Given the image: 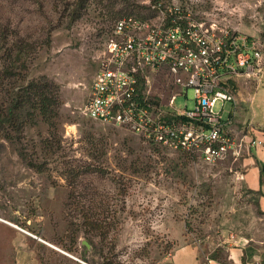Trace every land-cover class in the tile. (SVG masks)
Listing matches in <instances>:
<instances>
[{"label": "rangeland", "instance_id": "obj_1", "mask_svg": "<svg viewBox=\"0 0 264 264\" xmlns=\"http://www.w3.org/2000/svg\"><path fill=\"white\" fill-rule=\"evenodd\" d=\"M157 1L264 43V0H0L10 44L30 55L19 79L0 82V105L32 81L58 95L54 126L38 111L21 131L0 126V264H157L184 243L224 249L264 241L261 197L237 177L240 167L206 164L83 113L116 21L150 16ZM157 76L155 91L167 100L169 78ZM258 78L242 77L236 87L239 125L248 114L264 121V73ZM176 106L194 109V89ZM222 107L218 101L215 112Z\"/></svg>", "mask_w": 264, "mask_h": 264}, {"label": "built area", "instance_id": "obj_2", "mask_svg": "<svg viewBox=\"0 0 264 264\" xmlns=\"http://www.w3.org/2000/svg\"><path fill=\"white\" fill-rule=\"evenodd\" d=\"M149 8L150 16L116 21L83 113L206 164L238 166L241 171L235 173L242 179L245 153L262 141L251 136L252 121L240 123L239 129L236 87L242 77L262 78L264 43L208 14L194 16L193 9L178 3L157 1ZM160 71L169 78L167 100L155 91ZM190 88L194 109L177 107L178 97H187ZM218 101L223 107L215 112ZM227 102L232 111L224 109ZM157 264L175 263L166 258Z\"/></svg>", "mask_w": 264, "mask_h": 264}, {"label": "trees", "instance_id": "obj_3", "mask_svg": "<svg viewBox=\"0 0 264 264\" xmlns=\"http://www.w3.org/2000/svg\"><path fill=\"white\" fill-rule=\"evenodd\" d=\"M80 1L82 3L83 0ZM80 6L83 5L80 4ZM27 51L28 47H23L22 44L11 45L8 29L0 24V82L6 78L14 77L15 74L18 76L17 79L20 78V74H23L21 71L26 69V63L30 57ZM57 101L58 95L53 88L32 81L16 92L7 104L2 102L0 105V126L6 128L5 124L10 123L17 131H21L28 126L30 120H33V114L37 111L48 125L54 126L57 112L52 109V106ZM263 175L264 172L261 168V181ZM90 227L96 228L98 225L92 224ZM58 244L68 253H74L72 247L69 248L62 241H59ZM82 257L87 261L86 256Z\"/></svg>", "mask_w": 264, "mask_h": 264}, {"label": "crops", "instance_id": "obj_4", "mask_svg": "<svg viewBox=\"0 0 264 264\" xmlns=\"http://www.w3.org/2000/svg\"><path fill=\"white\" fill-rule=\"evenodd\" d=\"M248 115L255 126L251 136L261 140L262 144L245 153L241 162L242 180L247 188L260 194V207L264 212V175L261 181V168L264 172V123ZM25 253L26 250H19V263H25ZM167 259L175 264H264V241L257 245L234 244L224 249L207 248L196 242L184 243L177 246Z\"/></svg>", "mask_w": 264, "mask_h": 264}, {"label": "water", "instance_id": "obj_5", "mask_svg": "<svg viewBox=\"0 0 264 264\" xmlns=\"http://www.w3.org/2000/svg\"><path fill=\"white\" fill-rule=\"evenodd\" d=\"M87 244V243H86ZM88 245V244H87Z\"/></svg>", "mask_w": 264, "mask_h": 264}]
</instances>
